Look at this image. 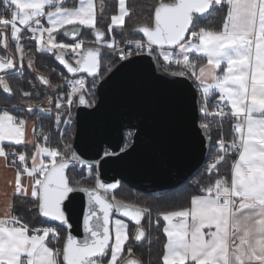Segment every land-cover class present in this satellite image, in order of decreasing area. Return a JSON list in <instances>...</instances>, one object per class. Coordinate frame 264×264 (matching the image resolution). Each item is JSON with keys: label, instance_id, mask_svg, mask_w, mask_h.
Listing matches in <instances>:
<instances>
[{"label": "snow or ice", "instance_id": "1", "mask_svg": "<svg viewBox=\"0 0 264 264\" xmlns=\"http://www.w3.org/2000/svg\"><path fill=\"white\" fill-rule=\"evenodd\" d=\"M118 2L119 14L111 17L109 32L113 25L123 26L128 15L126 0ZM3 6L0 45L9 49L10 34L19 59L0 55V91L13 94L6 77L23 75L25 30L37 52L53 53L68 73L80 78L68 80L71 90L66 95L55 100L46 96L48 108L41 109L31 92L20 90L19 104L0 109V158L7 163L12 157L16 167L9 183L22 202L31 200V207L47 218L40 222L43 226H35L13 214L9 205L0 217V264H141L131 258V247L125 256L128 224L114 213L135 223L140 240L145 235L142 219L152 216L151 209L118 200L113 194L118 182H102L98 173L94 186H81L74 175L77 166L88 169L89 179L93 166L77 155L70 141L61 136L59 145L52 146L51 136L36 128L41 120L34 109L50 115L54 104L59 127L61 122L71 124L73 107L94 105L83 74L92 77L93 87L104 79L98 72L102 49L120 61L146 53L166 74L191 81L199 94L198 127L212 157L207 172L215 170L217 178L192 195L187 206L176 208L180 199L158 202V208L171 209L157 211V223L165 222L162 264H264V0H157L153 17L138 26L146 39H126L123 45L104 41L94 0H79L78 7L65 6V0H3ZM210 9L221 13L220 29L199 27ZM82 28L93 31L92 46L78 39ZM61 33L69 42L57 40ZM113 66L109 64L108 73ZM27 67L34 69L31 55ZM38 78L51 86L47 77ZM28 116H35L31 138L26 137ZM228 121L233 122L230 139L222 131ZM213 127L221 128L215 141ZM16 146L26 150L17 151ZM229 163L230 174H222L221 167ZM84 197L83 238L77 239L68 209Z\"/></svg>", "mask_w": 264, "mask_h": 264}, {"label": "water", "instance_id": "2", "mask_svg": "<svg viewBox=\"0 0 264 264\" xmlns=\"http://www.w3.org/2000/svg\"><path fill=\"white\" fill-rule=\"evenodd\" d=\"M133 34L146 39L138 26ZM92 36L96 39L93 31ZM95 92L92 107L76 106L72 148L88 165L96 166L102 182H118L117 189L124 182L134 190L160 194L177 188L201 168L208 148L198 127L199 95L191 81L166 74L145 53L119 61L98 80ZM126 130L133 131V141L122 149ZM105 150L115 154L105 156ZM86 203V197L83 203L77 199L68 209L77 239L83 238L81 217Z\"/></svg>", "mask_w": 264, "mask_h": 264}, {"label": "trees", "instance_id": "3", "mask_svg": "<svg viewBox=\"0 0 264 264\" xmlns=\"http://www.w3.org/2000/svg\"><path fill=\"white\" fill-rule=\"evenodd\" d=\"M66 0L65 5L74 6L76 0ZM104 6L101 11L96 15L97 28L105 33L104 41L111 42L119 38H130V39H143L141 35L133 34L135 27L144 23L153 17L154 6L157 0H126L125 7L127 9L128 15L125 16L123 26H112V31L109 32V25L111 24V17L117 13L118 0H102ZM3 5V0H0V10ZM223 17L219 11L213 12L211 9L209 13L202 16L199 20V27H204L207 29H220L222 27ZM10 37V34H9ZM79 39L86 41L85 46H92L90 42L95 41L92 36L91 29H83L82 34ZM58 41L69 42L61 34L57 36ZM15 41L9 38V49L5 50L0 45V55H14L17 58L15 52ZM24 46L26 58L24 61V71L22 76L17 78H10L9 83L13 88V94L8 95L3 91H0V109L7 107L12 109V105L20 103V90L31 92L32 98L37 102L41 103L45 100L46 96H52L56 99L57 96L66 93L67 82L71 76H69L63 68H61L54 59L53 53H41L36 51V44L34 41L21 40ZM103 50V60L101 58V71L100 74L106 75L107 68L109 64L114 66L120 61L119 57L107 49ZM31 55L34 59V69H29L27 67V56ZM195 55V54H194ZM113 66V67H114ZM39 76H45L50 81V85H44ZM65 78H68L67 80ZM88 81L93 79L87 78ZM59 86V87H52ZM38 94V95H37ZM94 97L97 99L96 92H94ZM17 115H24L21 112H14ZM36 115H40L41 123L36 125L37 131L41 128L51 136L52 146L59 145L61 136L65 142H71L73 146L74 133L76 128V118L70 124L68 129L64 134L60 135L59 132L53 131V126L55 124V112H51L50 115L42 114L39 110H34ZM27 118L34 120L35 116H28ZM232 121L224 122L222 124V131L227 139H230ZM221 128L213 127L212 138L213 141L218 139ZM42 140V138H41ZM31 146L27 149L29 155L31 153ZM106 151V150H105ZM209 153L201 166V168L186 182L178 186L177 188L170 190L165 193L160 194H149L140 192L132 189L124 182L120 183L118 189H116L113 194L116 198L124 203L136 206H147L152 211V216L148 217L145 215L142 219V226L145 235L140 239H136V229L137 226L134 222L128 221V236L129 239L125 243V256H128L127 249L131 247L133 249L131 255L137 257L142 264H162L163 255V244L165 241V235L163 233V222L160 219L157 223V211L171 210L166 208H158V202L161 200H177L180 199V203L176 205V208L184 207L188 205L190 198L194 194H198L201 187L206 186L210 182H214L217 178L215 170L211 175L207 172L209 162L211 160ZM234 159V157H233ZM30 161V160H29ZM87 168L80 171V166H77V171L74 173L76 179L80 180L81 186H93L95 181V173L97 172L96 166H93L91 171L93 172V178L89 179L87 176ZM222 174H230V163L227 168L221 167ZM23 198L15 194L12 197V209L15 215L22 216L30 223L35 226L41 225V221H47L44 217L38 214V209L31 207L32 201H23ZM114 216L121 217L117 214ZM35 217V219H33ZM123 218V217H121ZM48 223H51L48 221ZM62 231V230H61Z\"/></svg>", "mask_w": 264, "mask_h": 264}, {"label": "crops", "instance_id": "4", "mask_svg": "<svg viewBox=\"0 0 264 264\" xmlns=\"http://www.w3.org/2000/svg\"><path fill=\"white\" fill-rule=\"evenodd\" d=\"M75 3L76 4L72 7H78L79 6V0H76ZM94 3L96 5V13H98L99 11L102 10L101 4L104 6V3L102 0H94ZM66 6H68V5H66ZM118 14H119V2H118L117 13L114 15H118ZM45 24H46V21H45ZM46 26H47V24H46ZM18 27H22V26L18 25ZM195 55H199V54H195ZM13 114H15V113H13ZM15 115H17V114H15ZM31 121L32 120L29 119V125H28V128L26 130V137L27 138L32 137V123H31ZM16 147H20V146H16ZM29 164H31V161H29ZM15 174H16V167L12 165V162H10L8 160L6 163L4 158H0V217H3L5 211L9 207V205H11V207H12V197H14V195L17 194L15 192L14 183H9L10 181L14 182ZM22 182L26 184L27 178L23 177ZM119 218L122 220H125L126 222L129 221V220L121 218V217H119ZM162 222H163V227H164L165 222L163 220H162ZM135 233H136V231H135ZM165 242H166V236H165L164 243Z\"/></svg>", "mask_w": 264, "mask_h": 264}, {"label": "built area", "instance_id": "5", "mask_svg": "<svg viewBox=\"0 0 264 264\" xmlns=\"http://www.w3.org/2000/svg\"><path fill=\"white\" fill-rule=\"evenodd\" d=\"M3 5H2V7H1V10L0 11H3ZM21 35H22V40H29V41H33V40H31L29 37H30V33H28L26 30L25 31H23L22 33H21ZM126 39H130V38H126ZM126 39H122V40H116V42H118V43H120L121 45H123L124 44V41L126 40ZM132 40H135V39H132ZM132 51H135V49H134V47L131 49ZM86 80V79H85ZM98 81V80H97ZM97 81H96V83H97ZM86 86L91 90V92H92V96H91V99H93L94 101H96V99H95V97H94V92H95V88H96V84H95V87H93L92 85H87V80H86ZM71 89H70V85H69V83H67V86H66V94L70 91ZM46 106H48V105H46ZM75 114H76V106L75 107H73V109H72V122L74 121V119H75ZM209 119L211 120V117H209ZM217 119H219V118H217ZM71 122V123H72ZM70 126V124H64L63 122H61L60 123V125H59V127H57V126H55L54 127V129L55 130H57V131H59L61 134L63 133V132H65L67 129H68V127ZM132 141H133V131L132 130H126V131H124V142H123V147H122V149H125L126 147H128V146H130V144L132 143ZM17 148V151H24L25 149H23V148H21V147H16ZM12 157H9V161L10 162H12ZM234 159H235V157H234ZM212 163V158H211V160H210V162H209V165ZM51 224H53V223H51Z\"/></svg>", "mask_w": 264, "mask_h": 264}, {"label": "rangeland", "instance_id": "6", "mask_svg": "<svg viewBox=\"0 0 264 264\" xmlns=\"http://www.w3.org/2000/svg\"><path fill=\"white\" fill-rule=\"evenodd\" d=\"M65 6H66V5H65ZM67 7H70V6H67ZM71 7H72V6H71ZM10 38H11V37H10ZM122 39H126V38H119V39H117V40H122ZM16 55H17V59H19V54L16 53ZM102 60H103V57H102ZM74 78H80V77H79V76H76V77H70L69 80L74 79ZM83 78L86 79L85 76H83ZM87 85H93V80H92V81H88V80H87ZM64 95H66V93H65ZM53 100H55V99H53ZM46 105H47V103H46L45 100H44L43 102L40 103V108H41V109L48 108V106H46ZM34 110H39V111H40V109H34ZM52 112H55L54 104H53V110H52ZM55 126H56V121H55V124H54V126H53V131L59 132V131H57V130L54 129ZM64 133H65V132H63L62 134H64ZM59 134L62 135L60 132H59ZM87 172H88V170H87ZM97 173H98V171L95 173V176H96ZM92 174H93V172H92ZM94 183H95V181H94ZM93 186H94V185H93ZM114 217H115V218H119V217H117V216H114ZM124 222L128 224V221L126 222V221L124 220Z\"/></svg>", "mask_w": 264, "mask_h": 264}]
</instances>
